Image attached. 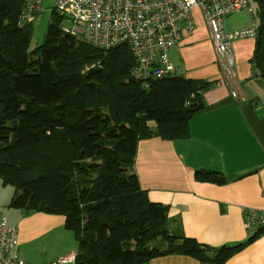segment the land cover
<instances>
[{"label": "trees", "instance_id": "trees-1", "mask_svg": "<svg viewBox=\"0 0 264 264\" xmlns=\"http://www.w3.org/2000/svg\"><path fill=\"white\" fill-rule=\"evenodd\" d=\"M22 4L0 0V93H7L0 95V175L18 188L14 206L64 215L79 242L75 264H145L169 252L205 260L212 249L224 264L238 247L169 234L168 207L148 200L131 171L139 139L190 136L189 120L202 107L190 95L201 82L161 78L143 88L128 45L93 46L62 32L60 19L31 50L32 22L18 21ZM196 174L224 180L215 171ZM160 236L167 249L148 245Z\"/></svg>", "mask_w": 264, "mask_h": 264}, {"label": "crops", "instance_id": "crops-1", "mask_svg": "<svg viewBox=\"0 0 264 264\" xmlns=\"http://www.w3.org/2000/svg\"><path fill=\"white\" fill-rule=\"evenodd\" d=\"M249 4L225 20L232 33L258 26L254 35L231 38L228 56L235 59V77L226 76L201 8H191L178 20L179 38L168 51L172 67L164 78L200 81L202 88L190 97L198 94L202 107L189 120L188 138L165 140L154 134L139 139L131 167L147 199L168 207L169 234L216 249L238 247L224 264H264V230L251 236L244 217L247 209L264 210V2ZM33 29L32 22L31 37ZM5 94V90L0 93ZM152 129L156 130V123ZM201 170L219 172L224 180L206 181L196 174ZM0 180V186L15 189L8 214L4 205L9 201H0V206L8 224L19 231L17 250L27 264H50L59 256L77 254L79 242L65 227L64 215L14 206L18 188L6 183L3 175ZM148 245L167 249L169 240L160 236ZM215 254L212 249L200 260L169 252L145 264H216Z\"/></svg>", "mask_w": 264, "mask_h": 264}, {"label": "built area", "instance_id": "built-area-1", "mask_svg": "<svg viewBox=\"0 0 264 264\" xmlns=\"http://www.w3.org/2000/svg\"><path fill=\"white\" fill-rule=\"evenodd\" d=\"M51 10L61 17L68 16L73 27L61 26L70 34L93 46L110 49L127 44L136 61L135 78L147 88L152 79L168 74V51L178 40L176 22L187 16L193 7H199L211 30L212 41L219 54L228 56L231 38L254 35L256 28L235 32L226 30V17L247 5L248 0H50ZM43 9V0H23L19 23L33 22L36 13ZM166 68H161V64ZM194 96V95H193ZM245 225L251 236L264 230V210L247 209ZM19 231L8 224L0 206V264H27L20 256ZM74 257V256H73ZM57 263L69 264L71 258Z\"/></svg>", "mask_w": 264, "mask_h": 264}, {"label": "rangeland", "instance_id": "rangeland-1", "mask_svg": "<svg viewBox=\"0 0 264 264\" xmlns=\"http://www.w3.org/2000/svg\"><path fill=\"white\" fill-rule=\"evenodd\" d=\"M51 6H53V3L50 0H43V9L39 10V13L36 14L35 19L33 20L34 29L33 36L31 37L30 42L31 48H35L36 46L44 42L45 35L47 34V29L51 23H55L60 19V26L73 27V21L71 18H69L68 16L61 17L59 11L51 10ZM79 38L83 39V36L79 35ZM150 124L154 126L155 121L152 120ZM14 190V187L11 186H0V201H9L7 204L4 205L6 213L8 207L12 208L11 199Z\"/></svg>", "mask_w": 264, "mask_h": 264}, {"label": "bare ground", "instance_id": "bare-ground-1", "mask_svg": "<svg viewBox=\"0 0 264 264\" xmlns=\"http://www.w3.org/2000/svg\"><path fill=\"white\" fill-rule=\"evenodd\" d=\"M250 1L251 0H248V2H247V5L246 6H249L250 4ZM252 10L254 11V9L252 8ZM264 14V13H263ZM190 20H188V22H189ZM263 25H264V21H263V23H262ZM253 28H256V30H258V26L256 25V24H254L253 26H252ZM176 33H177V22H176ZM245 36H251V35H245ZM176 44V42L173 44V46ZM92 45V44H91ZM127 45V44H126ZM217 52V51H216ZM217 54H218V58L224 63V65H225V71H226V76H229V77H235L234 76V74H235V71H234V64H235V59H234V57H232V56H226V55H223V54H219L218 52H217ZM161 66V68H166V64H161L160 65ZM135 67V66H134ZM134 67H133V69H134ZM133 69H132V75H133V77L135 78V76H134V74H133ZM135 79H137V78H135ZM262 195L264 196V190H262ZM244 215H246V211H245V214ZM228 247V246H227ZM21 256V255H20ZM74 256V257H73ZM22 257V256H21ZM69 258V257H73V258H71V261L69 262V264H75L76 263V258H77V255L76 254H72V253H69V254H66V255H62V256H59V257H57L56 259H54L52 262H58L60 259H63V258ZM25 261V260H24ZM51 262V263H52ZM50 263V264H51Z\"/></svg>", "mask_w": 264, "mask_h": 264}, {"label": "water", "instance_id": "water-1", "mask_svg": "<svg viewBox=\"0 0 264 264\" xmlns=\"http://www.w3.org/2000/svg\"><path fill=\"white\" fill-rule=\"evenodd\" d=\"M264 2V0H263ZM261 53L264 59V29H263V35H262V44H261Z\"/></svg>", "mask_w": 264, "mask_h": 264}]
</instances>
